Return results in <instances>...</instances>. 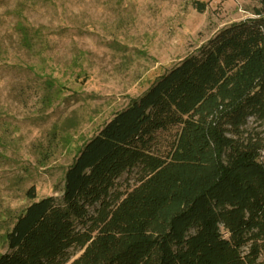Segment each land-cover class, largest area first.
I'll use <instances>...</instances> for the list:
<instances>
[{
  "label": "trees",
  "instance_id": "1",
  "mask_svg": "<svg viewBox=\"0 0 264 264\" xmlns=\"http://www.w3.org/2000/svg\"><path fill=\"white\" fill-rule=\"evenodd\" d=\"M252 15L115 113L60 199L29 189L0 264H264V0Z\"/></svg>",
  "mask_w": 264,
  "mask_h": 264
},
{
  "label": "rangeland",
  "instance_id": "2",
  "mask_svg": "<svg viewBox=\"0 0 264 264\" xmlns=\"http://www.w3.org/2000/svg\"><path fill=\"white\" fill-rule=\"evenodd\" d=\"M202 4L199 12L195 4ZM259 0H0V254L36 199H60L83 145ZM248 129L262 128L252 118ZM136 171L117 181L133 184Z\"/></svg>",
  "mask_w": 264,
  "mask_h": 264
}]
</instances>
